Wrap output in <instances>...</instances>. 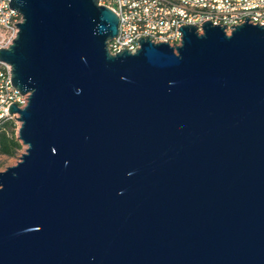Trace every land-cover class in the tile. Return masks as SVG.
Masks as SVG:
<instances>
[{"label":"water","instance_id":"95a60500","mask_svg":"<svg viewBox=\"0 0 264 264\" xmlns=\"http://www.w3.org/2000/svg\"><path fill=\"white\" fill-rule=\"evenodd\" d=\"M26 147L0 172V264H264V26L111 54L98 0H10Z\"/></svg>","mask_w":264,"mask_h":264},{"label":"built area","instance_id":"2783aa9c","mask_svg":"<svg viewBox=\"0 0 264 264\" xmlns=\"http://www.w3.org/2000/svg\"><path fill=\"white\" fill-rule=\"evenodd\" d=\"M10 0H0V49H7L16 38L21 16L8 8ZM98 5L111 10L118 18V33L108 42V50L116 54L120 50L134 53L139 44L137 38L152 43H167L177 46L181 41L178 27L194 25L201 33L203 22L229 27L244 23L245 17L250 24L264 26V0H234V3L200 4L198 0H98ZM8 64H0V120L11 118L8 107L11 103L23 108L26 96L21 95L7 83Z\"/></svg>","mask_w":264,"mask_h":264},{"label":"trees","instance_id":"16d2710c","mask_svg":"<svg viewBox=\"0 0 264 264\" xmlns=\"http://www.w3.org/2000/svg\"><path fill=\"white\" fill-rule=\"evenodd\" d=\"M13 119L0 120V156L13 157L21 149V143L17 141Z\"/></svg>","mask_w":264,"mask_h":264},{"label":"rangeland","instance_id":"374dc122","mask_svg":"<svg viewBox=\"0 0 264 264\" xmlns=\"http://www.w3.org/2000/svg\"><path fill=\"white\" fill-rule=\"evenodd\" d=\"M13 122L15 125V128H14L15 135H17L19 123L16 121L15 118H13ZM25 149L26 147L21 144V149L17 151L15 156L13 157L0 156V172L5 171L9 167L15 166L18 163L21 155L24 154Z\"/></svg>","mask_w":264,"mask_h":264},{"label":"bare ground","instance_id":"6f19581e","mask_svg":"<svg viewBox=\"0 0 264 264\" xmlns=\"http://www.w3.org/2000/svg\"><path fill=\"white\" fill-rule=\"evenodd\" d=\"M200 4H223V3H234V0H198ZM251 2H258V0H251ZM2 64V61H0ZM10 73L7 72V83H10Z\"/></svg>","mask_w":264,"mask_h":264}]
</instances>
